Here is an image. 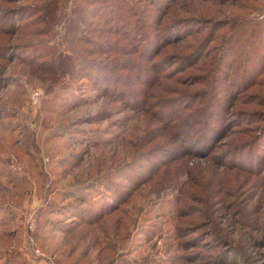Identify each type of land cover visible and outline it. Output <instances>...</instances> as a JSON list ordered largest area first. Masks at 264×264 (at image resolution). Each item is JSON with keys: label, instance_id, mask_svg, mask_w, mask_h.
I'll return each mask as SVG.
<instances>
[{"label": "rangeland", "instance_id": "1", "mask_svg": "<svg viewBox=\"0 0 264 264\" xmlns=\"http://www.w3.org/2000/svg\"><path fill=\"white\" fill-rule=\"evenodd\" d=\"M0 264H264V0H0Z\"/></svg>", "mask_w": 264, "mask_h": 264}, {"label": "trees", "instance_id": "2", "mask_svg": "<svg viewBox=\"0 0 264 264\" xmlns=\"http://www.w3.org/2000/svg\"><path fill=\"white\" fill-rule=\"evenodd\" d=\"M158 28H159V27H158ZM161 28H162V27H161ZM143 34H144V33H143ZM211 95H212V93L210 94V96H211ZM217 99L220 100V103H222V102H221V101H222L221 98H218V97H217L216 100H217ZM218 103H219V102H218ZM207 112H210V113H212V114L215 113V112L212 111V108H208V109H207ZM210 123H211V122H210ZM209 125H210V124H209Z\"/></svg>", "mask_w": 264, "mask_h": 264}]
</instances>
